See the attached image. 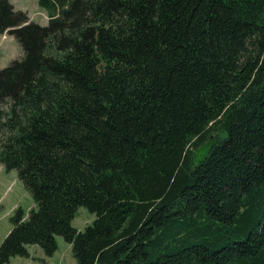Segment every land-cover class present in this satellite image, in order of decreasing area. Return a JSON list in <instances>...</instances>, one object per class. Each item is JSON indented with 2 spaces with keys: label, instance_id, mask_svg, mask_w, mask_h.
<instances>
[{
  "label": "trees",
  "instance_id": "1",
  "mask_svg": "<svg viewBox=\"0 0 264 264\" xmlns=\"http://www.w3.org/2000/svg\"><path fill=\"white\" fill-rule=\"evenodd\" d=\"M38 4L0 0V164L35 203L0 264L56 235L76 264H264V0Z\"/></svg>",
  "mask_w": 264,
  "mask_h": 264
},
{
  "label": "rangeland",
  "instance_id": "2",
  "mask_svg": "<svg viewBox=\"0 0 264 264\" xmlns=\"http://www.w3.org/2000/svg\"><path fill=\"white\" fill-rule=\"evenodd\" d=\"M8 1L14 9L27 12L28 19L31 21L40 25H47L48 15L44 9L38 6V0ZM21 56L22 50L17 40L7 33H0V69L7 66L12 60L21 58ZM214 140L215 137L210 135L199 147L194 149L192 163L197 164L207 154ZM34 206L35 203L30 192L17 177V171L15 169L6 171L0 164V242L12 227L10 218L16 208H22L27 217L29 210ZM94 215L85 207L80 206L71 225L76 230H82L94 220ZM55 239L57 249L52 255L47 256L39 245L32 244L27 246L29 256H12L6 264H76L71 245L65 242L61 235H56Z\"/></svg>",
  "mask_w": 264,
  "mask_h": 264
}]
</instances>
